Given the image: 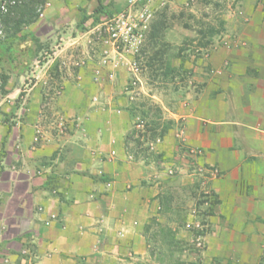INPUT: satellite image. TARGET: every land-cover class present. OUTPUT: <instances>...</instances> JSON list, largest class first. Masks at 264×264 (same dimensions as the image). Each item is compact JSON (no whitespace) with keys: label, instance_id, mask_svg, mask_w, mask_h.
I'll return each instance as SVG.
<instances>
[{"label":"crops","instance_id":"0c3cea01","mask_svg":"<svg viewBox=\"0 0 264 264\" xmlns=\"http://www.w3.org/2000/svg\"><path fill=\"white\" fill-rule=\"evenodd\" d=\"M244 8L231 47L211 51L175 104L159 100L173 121L149 148L160 161L133 159L102 120L96 133L83 120L79 138L36 135L38 100L9 133L0 122L1 245L36 243L37 264H148L150 220L169 224L176 193L196 183L218 200L204 260L264 264V0Z\"/></svg>","mask_w":264,"mask_h":264},{"label":"rangeland","instance_id":"374dc122","mask_svg":"<svg viewBox=\"0 0 264 264\" xmlns=\"http://www.w3.org/2000/svg\"><path fill=\"white\" fill-rule=\"evenodd\" d=\"M99 3L113 15L95 13ZM254 3L45 0L35 22L21 29L38 38V59L21 81L0 61V101L9 103V108L0 105V122L9 133L17 125L16 118L26 115L27 103L38 100L42 119L34 126L36 135L76 134L79 138L86 133L83 120H90L91 133L101 129L96 123L102 120L107 133L124 134L126 151L133 159L160 161L163 157L149 150L160 139L153 137L150 128L155 120L161 129L163 121L149 109L152 104L160 107L162 99L169 106L175 104L193 86L195 68H206L205 58L211 51L235 42L236 33L227 24L248 21L244 6ZM4 5L0 0V8ZM118 16L132 27L130 35L118 33ZM0 31L2 38L1 25ZM176 196L169 224L153 218L147 227L144 240L152 253L148 264H224L222 257L205 261L202 253L203 237L210 230V193L193 183L182 186ZM4 231L0 225V235ZM36 252V243L10 250L0 243V264H37Z\"/></svg>","mask_w":264,"mask_h":264},{"label":"trees","instance_id":"16d2710c","mask_svg":"<svg viewBox=\"0 0 264 264\" xmlns=\"http://www.w3.org/2000/svg\"><path fill=\"white\" fill-rule=\"evenodd\" d=\"M45 0H3L5 3L3 10L0 8V25L3 27L5 35L0 38V61L7 64L8 70L16 75L23 74L28 71L33 61L38 59L41 50L38 38L32 32H22V27L28 26L35 22L39 16V11ZM95 13L111 17L113 12L107 11L105 6L98 4L94 10ZM174 70V68H172ZM6 77H8L6 75ZM154 118L161 119L160 124L153 120L150 131L153 137L161 138L173 126L172 120L162 118L161 108L157 104H152ZM152 137V138H153ZM161 155L162 154H158ZM88 176L102 183H108L112 178L107 174ZM212 201L207 209V216L213 215V208L218 204L217 198L210 194ZM171 207L170 204L167 205ZM151 256V251H150Z\"/></svg>","mask_w":264,"mask_h":264},{"label":"built area","instance_id":"2783aa9c","mask_svg":"<svg viewBox=\"0 0 264 264\" xmlns=\"http://www.w3.org/2000/svg\"><path fill=\"white\" fill-rule=\"evenodd\" d=\"M4 6H1V10H3ZM116 24H117V28H118V33H120V35H124L128 36L131 34L132 31V27L129 26L128 22H126L125 19L122 18V16H118L117 20H116ZM1 33V31H0ZM118 35L117 33H114V36Z\"/></svg>","mask_w":264,"mask_h":264}]
</instances>
